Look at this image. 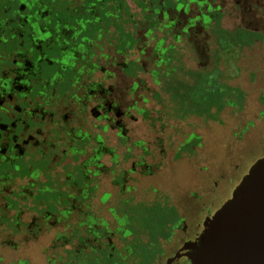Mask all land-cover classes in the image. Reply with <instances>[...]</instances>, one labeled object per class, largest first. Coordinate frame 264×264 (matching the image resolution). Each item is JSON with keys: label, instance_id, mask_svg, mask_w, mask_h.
Masks as SVG:
<instances>
[{"label": "flooded vegetation", "instance_id": "af4514ba", "mask_svg": "<svg viewBox=\"0 0 264 264\" xmlns=\"http://www.w3.org/2000/svg\"><path fill=\"white\" fill-rule=\"evenodd\" d=\"M259 4L0 0V264H191L225 165L264 136Z\"/></svg>", "mask_w": 264, "mask_h": 264}, {"label": "water", "instance_id": "95a60500", "mask_svg": "<svg viewBox=\"0 0 264 264\" xmlns=\"http://www.w3.org/2000/svg\"><path fill=\"white\" fill-rule=\"evenodd\" d=\"M180 256L191 264H264V152L249 162L229 194L209 210Z\"/></svg>", "mask_w": 264, "mask_h": 264}, {"label": "rangeland", "instance_id": "374dc122", "mask_svg": "<svg viewBox=\"0 0 264 264\" xmlns=\"http://www.w3.org/2000/svg\"><path fill=\"white\" fill-rule=\"evenodd\" d=\"M257 2H259V9H262L261 11L256 12V22L257 25L256 27H263L264 26V0H257ZM259 93L257 92H251V96H250V101H251V105L249 104L247 109L249 111H251V114L256 115L259 110L258 105L256 104V99L258 97ZM210 137H214L216 135H218V137H223L225 138V140H229L227 139V137L231 136V131L233 129V124H230L229 122L225 124V126H211L210 125ZM220 128V129H219ZM264 128V127H263ZM247 140V139H246ZM252 140V139H251ZM254 140V139H253ZM257 141V144L252 145L251 149L246 150L243 154V158L244 160L239 163L238 159L236 157H233L231 160V164L229 165H225V169H224V173H222L221 178H220V184L219 187L216 191V185H214L213 189L215 191V193L211 196H213L208 201V206L210 207L211 205L214 204L218 205L223 198H225V196H227L231 190V187L233 186L235 180L239 177V175L243 172V170L246 168V166L249 164V162L254 158L255 155L259 154L262 149H264V136L259 135L257 136V139L255 140ZM212 141H210L209 144V157L212 158L216 157V156H222L223 154H225V150L224 153L222 152L221 148L217 147V145L215 143H211ZM244 142V141H243ZM248 142V141H247ZM246 142V143H247ZM242 143V142H241ZM262 146V147H261ZM259 147V148H258ZM258 148V149H257ZM238 163L239 167L238 168H232V165ZM206 200V201H207Z\"/></svg>", "mask_w": 264, "mask_h": 264}, {"label": "trees", "instance_id": "16d2710c", "mask_svg": "<svg viewBox=\"0 0 264 264\" xmlns=\"http://www.w3.org/2000/svg\"><path fill=\"white\" fill-rule=\"evenodd\" d=\"M220 34L221 35H232V33L230 32H227V31H220ZM238 34L241 36V39H240V47L243 49L245 46H251L253 44V41L250 39V37H253V36H259V34H254L250 31H246V30H241L238 32ZM225 105H220V106H217L218 110H223L225 109ZM208 109V112H211V110L213 109V107L211 105H209L207 107ZM240 110L243 111L244 110V93L241 92V97H240Z\"/></svg>", "mask_w": 264, "mask_h": 264}]
</instances>
